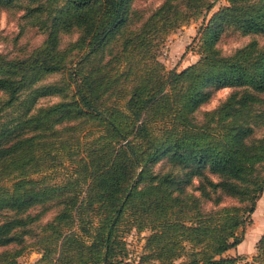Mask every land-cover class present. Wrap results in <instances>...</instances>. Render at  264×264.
<instances>
[{
  "label": "trees",
  "instance_id": "1",
  "mask_svg": "<svg viewBox=\"0 0 264 264\" xmlns=\"http://www.w3.org/2000/svg\"><path fill=\"white\" fill-rule=\"evenodd\" d=\"M215 2L162 0L144 16L133 0H0L22 11L20 30L43 33L0 50V264L28 249L35 264H127L129 227L149 231L141 264H238L225 253L264 188V45L216 43L231 27L264 34V0H227L181 70L156 54ZM54 73L64 76L45 81ZM223 86L234 89L196 119ZM158 160L168 167L153 170ZM59 168L60 181L46 180ZM255 246L264 263V232Z\"/></svg>",
  "mask_w": 264,
  "mask_h": 264
},
{
  "label": "rangeland",
  "instance_id": "2",
  "mask_svg": "<svg viewBox=\"0 0 264 264\" xmlns=\"http://www.w3.org/2000/svg\"><path fill=\"white\" fill-rule=\"evenodd\" d=\"M162 0H133V6L141 9L143 15L146 16L153 10ZM227 4V0H216L215 4L207 11L204 9L196 17H190L181 26L169 31L164 39L159 43L156 48L157 58L163 63L166 70L174 68L181 70L190 63L196 61L200 55L199 48V35L200 29L206 25L208 19L213 12L218 10L223 5ZM20 10H7L0 7V50L13 54L16 52L19 46L29 48L32 45L38 44L42 38L41 33L37 28L31 24H26L24 30H20L19 24ZM20 32V33H18ZM18 34V35H17ZM76 32L63 34V43H66L70 39L75 38ZM250 40H256L258 45H264V34L261 33H247L243 34L239 30L231 27L227 28L221 34L219 40L216 43L217 48L223 53H229L238 46H241ZM64 73H54L48 76L45 81H57L62 78ZM234 87L223 86L213 89L210 98L202 103L199 109L195 112L196 119L202 117L203 111L211 109L218 105L232 90ZM3 93L0 92V97ZM264 97V93L261 94ZM57 96H48L41 99V103H47L57 100ZM169 163L165 160H158L151 165V168L155 171L165 170ZM47 171H42L33 174V177L38 178L43 176ZM64 169L59 168L55 171H51L46 177V180L50 182H57L63 178ZM198 177L193 176L190 183L186 185L188 191H193V186L197 184ZM52 214V210H49L44 219L48 218ZM148 230L129 227L124 231V240L127 243L128 255L125 258L127 264H141L139 262L140 255L143 251V244L145 236L148 234ZM264 232V188L260 196L256 200L254 210L249 213L247 221L242 229L243 240L235 247L230 248L225 254L237 257L238 264H264L256 261L254 255L256 254L255 242ZM41 253L36 249H28L24 251L19 257L20 264H35ZM179 260V259H178ZM177 260V261H178Z\"/></svg>",
  "mask_w": 264,
  "mask_h": 264
}]
</instances>
